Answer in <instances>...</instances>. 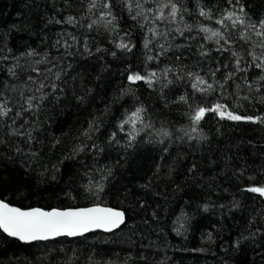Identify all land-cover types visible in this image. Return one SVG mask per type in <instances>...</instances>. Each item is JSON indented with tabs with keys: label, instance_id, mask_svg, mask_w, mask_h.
I'll return each instance as SVG.
<instances>
[{
	"label": "trees",
	"instance_id": "1",
	"mask_svg": "<svg viewBox=\"0 0 264 264\" xmlns=\"http://www.w3.org/2000/svg\"><path fill=\"white\" fill-rule=\"evenodd\" d=\"M228 12L245 24L225 29ZM261 20L264 0H0V102L11 109L0 199L124 214L117 230L76 238L25 244L0 230V264H264V199L248 190L264 187ZM217 29L229 42L208 39ZM196 75L212 89H193ZM216 105L253 119L207 111L192 122ZM137 108L143 123L121 130Z\"/></svg>",
	"mask_w": 264,
	"mask_h": 264
},
{
	"label": "snow or ice",
	"instance_id": "2",
	"mask_svg": "<svg viewBox=\"0 0 264 264\" xmlns=\"http://www.w3.org/2000/svg\"><path fill=\"white\" fill-rule=\"evenodd\" d=\"M231 2V0H229ZM238 2V0H237ZM167 6V5H165ZM91 7H95V3L90 5ZM104 7H108L107 4L104 5ZM137 7H139V4H137ZM129 8H131V4H129ZM241 12H243V7L240 9ZM177 12V8L175 4L171 5V12L170 16L172 18H175ZM142 13L138 12L137 15H141ZM105 15H110V13H105ZM201 16H205L207 18H211L210 12H205L203 10L200 11ZM235 17V19L233 18ZM69 22H71L72 18L69 17ZM135 19V17H133ZM157 20H163L166 19L163 15V12L161 11L160 16L156 17ZM227 20L231 21V25H226L225 20L221 19L218 21L219 24L227 28L235 29L237 25H244L245 21L241 18V16L236 15L234 12H228L226 16ZM93 23H96L94 21ZM108 23H111L109 20ZM260 28L264 29V20H261L259 22ZM91 24L88 25L89 28H91ZM248 27H254V25L249 24ZM204 32H209L210 29L203 27L201 29ZM149 31L153 32L155 34V29H149ZM256 35L264 37V31H258L256 32ZM214 37H221L222 39H225V42H229L225 37L224 33L217 29L216 31H212L211 35L208 37L209 40L213 39ZM240 38L247 40L248 37L245 35V33H240ZM219 43V41H217ZM146 48L148 47V41H145ZM264 47V44L261 45ZM119 48H127L128 46L124 43H120L117 45ZM33 53L29 52L28 55H32ZM235 56L236 53H233ZM149 60L153 59L152 57H148ZM255 59V57H253ZM39 63V61H37ZM236 70L240 71L239 68V59L236 61ZM256 67L258 68H264V63L257 64ZM34 71H39V69H33ZM219 70V69H217ZM9 73L13 76L16 75L14 69L10 68L8 69ZM155 73H150V76H155ZM192 73H189V76H192ZM213 75H215L213 73ZM231 73L229 74L228 78H231ZM29 80H32V77H28ZM260 79L264 80V76H262ZM129 81H139L144 80L146 83H148L149 87L152 85V81L150 78H146L144 76H141L139 74L135 75H129L128 76ZM196 83L192 84V88L200 91V92H206L209 89H212V85L208 84L207 88L200 87V85L206 84V81L203 79V77L196 75L195 76ZM43 87V85H41ZM15 90V88H13ZM3 93H0V96H2ZM21 96L23 97V93H21ZM35 97H28L25 100V103L27 104V108L24 109V111H28L33 108V100ZM43 99V97L41 98ZM181 101H186L185 96L179 97ZM38 106V105H37ZM221 106L216 105L213 109H206L204 107H199L194 110V114L191 116V120L194 124H199V122L202 120V118L205 116V113L207 111H217L219 112L221 117L227 116L230 120H252V117H243L240 115H235L232 112L228 111H220ZM11 111L10 108L6 107V100L3 102H0V117L7 116L8 113ZM144 111L143 108H137L134 112L131 113V115L122 123L119 125L120 129L123 130L124 124L131 123L133 125V131H135V123L137 121H140L143 123V118L141 113ZM17 116L22 115V113L18 112L16 114ZM26 123V122H25ZM151 125H144V128H149ZM143 130V129H141ZM195 130V129H193ZM18 134V133H17ZM163 136H169L170 133L165 131H162L161 133ZM113 137L115 136V133L112 134ZM129 137L131 139H134L135 137L130 132ZM167 149H165L166 151ZM252 192L260 193L261 195H264V187H252L248 189ZM207 208V206H205ZM124 214L120 211H115L110 208H101V207H92L87 209H77V210H65L60 211L53 209L51 211H44L39 208H33L30 210H21L17 207H12L9 204L5 203L4 201L0 200V229H3L5 233H7L10 236L18 237L22 241H32V240H41V239H48L50 236H60L62 234H66L68 236H74L77 234H81L83 232L89 231L91 227H117L120 223L123 222Z\"/></svg>",
	"mask_w": 264,
	"mask_h": 264
},
{
	"label": "water",
	"instance_id": "3",
	"mask_svg": "<svg viewBox=\"0 0 264 264\" xmlns=\"http://www.w3.org/2000/svg\"><path fill=\"white\" fill-rule=\"evenodd\" d=\"M263 196V199H264V195H262ZM1 200V199H0ZM3 201V200H2ZM5 202V201H4ZM6 203V202H5ZM8 204V203H7ZM10 205V204H9ZM10 206H12V205H10ZM101 207V208H110V209H113V210H115V211H120V212H122L121 210H119V209H115V208H112V207H109V206H104V205H90V206H85V207H78V208H55L56 210H60V211H65V210H77V209H87V208H92V207ZM13 207V206H12ZM34 208H37V207H34ZM21 210H30V209H33V208H20ZM39 209H42V208H39ZM42 210H44V211H51V210H53V209H51V210H45V209H42ZM123 213V212H122ZM124 223V219H123V222L122 223H120L117 227H114V228H111V227H100V228H97V227H91L90 229H89V231H87V232H83V233H81V234H77V235H74V236H68V235H66V234H62V235H60V236H50L48 239H41V240H32V241H22V240H20L18 237H13V236H10V235H8L7 233H5L4 231H3V229H0L5 235H7V236H9V237H11V238H13V239H16V240H18L19 242H21V243H25V244H28V243H32V242H43V241H46V240H53V239H56V238H60V237H69V238H76V237H80V236H83V235H85V234H88V233H90V232H94V231H102V232H113V231H115V230H117L122 224Z\"/></svg>",
	"mask_w": 264,
	"mask_h": 264
}]
</instances>
